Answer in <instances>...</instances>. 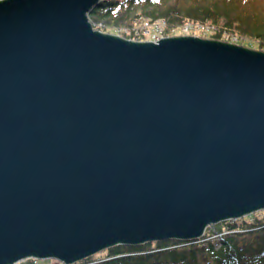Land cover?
<instances>
[{
	"label": "water",
	"instance_id": "95a60500",
	"mask_svg": "<svg viewBox=\"0 0 264 264\" xmlns=\"http://www.w3.org/2000/svg\"><path fill=\"white\" fill-rule=\"evenodd\" d=\"M98 1L0 0V264L264 209V52L103 33Z\"/></svg>",
	"mask_w": 264,
	"mask_h": 264
},
{
	"label": "trees",
	"instance_id": "16d2710c",
	"mask_svg": "<svg viewBox=\"0 0 264 264\" xmlns=\"http://www.w3.org/2000/svg\"><path fill=\"white\" fill-rule=\"evenodd\" d=\"M256 1L259 0H99L87 17L93 29L112 35L115 26L130 27L141 22L148 27L155 19L163 20L167 30L207 22L217 28L210 36L213 39L219 41L223 32L246 37L249 41L241 44L254 43L260 51L264 49V6L257 8ZM146 35L141 31L139 35L120 37L143 41ZM102 252L75 264H264V215L222 221L217 229L204 231L196 240L123 244Z\"/></svg>",
	"mask_w": 264,
	"mask_h": 264
},
{
	"label": "rangeland",
	"instance_id": "374dc122",
	"mask_svg": "<svg viewBox=\"0 0 264 264\" xmlns=\"http://www.w3.org/2000/svg\"><path fill=\"white\" fill-rule=\"evenodd\" d=\"M254 5L257 8H260V7L264 6V2L259 0V1L254 2ZM155 20H161V19H155ZM95 24H97L101 28L103 27V29L105 28V25L103 23H101V22H96ZM200 25L203 26L202 29H197V30L189 29L187 31L185 29L186 24L185 25H181L180 27H177V28H174V29H171V30L170 29L167 30V29L164 28L163 31H162V36L163 37H167V36L168 37H172V36L188 35V36H196V37L206 38V39H213L210 36L213 33H215L214 30H215L216 26H214L213 24L207 23V22L204 23V24H200ZM142 27H143V24H141V22L139 23V25H134V26H130V27H128V26H115L114 31H112V32H113V35L115 34V35L121 36L123 34L126 35L125 30H130L131 31L130 33H132L134 35H137V34H135L134 30H138V33H140L141 31H144L146 33V31H148V29L150 28V26H148L147 28H142ZM146 36L147 37H145V40H143V41L152 40V38H151L152 35L150 34V32ZM133 39L135 40L137 38H133ZM247 39L248 38H246V37H237L234 34H226V33L223 32L222 34H220V40L219 41L228 42V43H231V44H235V45H239V46H243V47H246V48L257 50L255 48L256 46H255L254 43H252L253 45H251V46H249V44H245V45L241 44V43H244L246 41H249ZM139 40H142V39L139 38ZM213 40H215V39H213ZM260 51L264 52V49H262ZM253 215L260 216V217L263 216L264 215V209H260L258 211H255V212L251 213L248 216L249 217H253ZM248 216H245V217H248ZM221 225H222V222L209 225V226L206 227V229L204 231L208 232V231H211L213 229H217ZM201 237H199V238H201ZM153 242H155V241H153ZM148 243H151V242H148ZM104 250H102V251H104ZM102 251H100L99 253H96L95 255H102V253H103ZM80 261H82V260H80ZM80 261L75 262V263H79ZM14 264H63V263H61L57 259H43V260H41V259H35V258H27V259L18 261V262L14 263Z\"/></svg>",
	"mask_w": 264,
	"mask_h": 264
},
{
	"label": "built area",
	"instance_id": "2783aa9c",
	"mask_svg": "<svg viewBox=\"0 0 264 264\" xmlns=\"http://www.w3.org/2000/svg\"><path fill=\"white\" fill-rule=\"evenodd\" d=\"M165 27V23L163 20H155L151 25H150V28L148 29V31H146V33L144 31H142L144 34H148L150 32V34L152 35V40L150 41H153V42H156L158 41L159 39L163 38L162 36V31ZM142 28H147V26H143ZM203 26L200 25V24H186V31L189 30V29H194V30H197V29H202ZM135 31V34L139 35L138 33V30H134ZM131 31L130 30H125V33L126 34H129Z\"/></svg>",
	"mask_w": 264,
	"mask_h": 264
}]
</instances>
